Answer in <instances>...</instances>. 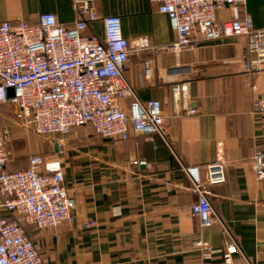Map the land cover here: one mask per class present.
I'll use <instances>...</instances> for the list:
<instances>
[{"label":"crops","instance_id":"0c3cea01","mask_svg":"<svg viewBox=\"0 0 264 264\" xmlns=\"http://www.w3.org/2000/svg\"><path fill=\"white\" fill-rule=\"evenodd\" d=\"M74 1L0 0V24H36L50 13L72 27ZM96 6L101 17H121L131 47L125 81L143 105L160 102L171 146L159 136L134 135L114 144L90 126L43 145L0 117V133L9 130L2 149L6 169L23 171L29 157L42 155V172L62 170L76 202L74 224L58 229L39 230L20 218L45 264H223L231 240L244 256L237 264H264V181L253 171V156L264 149V117L253 111L256 101L264 102V57L249 51L246 37L199 42L177 55L168 50L177 39L170 20L150 0H97ZM247 16L264 30V0L218 11L220 22ZM88 34L102 39V23ZM246 61L259 68L247 69ZM176 83L189 85L180 108L172 93ZM132 100L124 99L123 109ZM190 106L196 115L187 114ZM218 161L227 182L208 187L217 222L203 228L190 209L197 197L184 170L199 167L207 182V166ZM197 242L212 247L211 259L203 258Z\"/></svg>","mask_w":264,"mask_h":264},{"label":"built area","instance_id":"2783aa9c","mask_svg":"<svg viewBox=\"0 0 264 264\" xmlns=\"http://www.w3.org/2000/svg\"><path fill=\"white\" fill-rule=\"evenodd\" d=\"M97 0L73 3L77 21L72 27L58 23L54 14H41L36 24L23 21L0 24V106L14 107L13 125L31 131L40 138L68 135L90 126L103 139L114 144L131 136H159L170 145L166 116L158 101L143 105L124 78L131 47L123 34L119 16L101 17ZM166 15L176 34L168 50L181 54L199 42L246 37L249 51L264 57V30L254 28L251 17L218 20V11L227 6L242 7L247 0H150ZM102 23L104 36L88 34L90 26ZM247 69L259 68L246 61ZM146 77L151 76L150 63ZM13 90V97L9 96ZM189 85L172 86L175 104L187 101ZM128 97L129 110L122 107ZM253 111L264 117V102L256 101ZM196 115L194 106L186 109ZM3 134V135H2ZM0 133V264H45L37 246L27 235L26 223L39 230L58 229L76 220V202L65 186L62 170L43 173L44 156L33 155L23 171H8L9 157L2 152L9 130ZM140 165H146L140 162ZM208 180L200 177L199 167L185 168L192 181L190 192L197 197L191 206L201 227L217 222L208 187L227 182L225 164L207 166ZM253 171L264 181V149L253 156ZM196 248L204 259H211L213 249L203 242ZM244 259L238 244L231 240L223 255V264H237Z\"/></svg>","mask_w":264,"mask_h":264},{"label":"rangeland","instance_id":"374dc122","mask_svg":"<svg viewBox=\"0 0 264 264\" xmlns=\"http://www.w3.org/2000/svg\"><path fill=\"white\" fill-rule=\"evenodd\" d=\"M14 107L12 106H0V117L2 118H5L8 122H9V125H13L11 122H10V118L13 116L14 114ZM54 137L52 138H36L38 139L40 142L43 143V145L47 144L53 139Z\"/></svg>","mask_w":264,"mask_h":264},{"label":"water","instance_id":"95a60500","mask_svg":"<svg viewBox=\"0 0 264 264\" xmlns=\"http://www.w3.org/2000/svg\"><path fill=\"white\" fill-rule=\"evenodd\" d=\"M9 96H10V97H13V96H14V94H13V90H9Z\"/></svg>","mask_w":264,"mask_h":264}]
</instances>
